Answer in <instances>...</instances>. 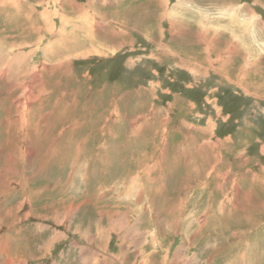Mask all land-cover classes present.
<instances>
[{"label":"rangeland","instance_id":"1","mask_svg":"<svg viewBox=\"0 0 264 264\" xmlns=\"http://www.w3.org/2000/svg\"><path fill=\"white\" fill-rule=\"evenodd\" d=\"M13 1L0 264H264V0Z\"/></svg>","mask_w":264,"mask_h":264},{"label":"bare ground","instance_id":"2","mask_svg":"<svg viewBox=\"0 0 264 264\" xmlns=\"http://www.w3.org/2000/svg\"><path fill=\"white\" fill-rule=\"evenodd\" d=\"M57 1V0H56ZM60 1V0H59ZM58 1V2H59ZM2 2H7V0H0V5L2 4ZM61 2V1H60ZM11 3H12V5H13V8H14V11L16 12V11H19V9L21 8L20 6H18V3H17V1L15 2V1H13V0H11ZM10 3V4H11ZM47 3H49V2H47ZM46 3V4H47ZM71 6H73V8L74 7H77V6H75V2H73V1H70V3H69ZM31 5V4H30ZM50 5V4H49ZM85 5V4H84ZM3 6V4L0 6V8ZM20 7V8H19ZM81 7V6H80ZM31 10H35L34 9V7L31 5ZM43 9V11L42 12H39L38 13V17L40 18V17H42V18H44V23H45V26H48V25H50V32H52V31H54V24L52 23V20H50V18H48V17H53V16H62L61 18H63L64 17V14L62 13L63 11H61L60 9H52V11L51 10H49L48 8H47V6H45V8H42ZM77 9H79L78 7H77ZM31 10H30V12H31ZM85 11V10H84ZM37 12V11H36ZM51 12H53V15H50V13ZM28 13V12H27ZM37 14V13H36ZM44 14L46 15V17L44 16ZM60 14V15H59ZM168 14V13H167ZM96 15V14H95ZM161 15H166V13H164V14H161ZM25 16V15H24ZM35 17V16H34ZM33 18V17H32ZM46 19V20H45ZM64 21H62V23H63ZM65 24H66V22H65ZM64 24V25H65ZM35 25V23H31V26H34ZM96 25V24H95ZM30 26V27H31ZM78 26L75 24L74 26H73V28L74 29H76ZM85 27V26H84ZM95 27V26H94ZM94 27H93V31L91 32V30H90V35L89 36H91L92 38H94V36H95V34H94ZM98 27V26H97ZM87 28H89V27H87ZM47 30H48V28H46ZM91 29V28H90ZM96 29V28H95ZM25 30H27L26 28H24V29H22L21 31H20V33H24V32H22V31H25ZM46 30V31H47ZM98 30V28L96 29V31ZM31 31H33L34 33L35 32H37L38 30L37 29H34V27H33V29L31 30ZM57 32H56V34H55V31L54 32H52V34H54V35H60V36H57V40L55 41L57 44H59V42L58 41H62V40H67V41H70V40H75L76 38V36H77V34H76V32H74L72 29H70V30H68V32L69 33H67V30L65 29V28H63V27H59L58 28V30H56ZM88 31V30H87ZM95 31V32H96ZM19 33V34H20ZM111 34H114V31L112 30L111 31ZM15 35V34H14ZM68 35H70V37L68 36ZM83 35V34H82ZM87 36V35H86ZM85 36V37H86ZM16 37V36H15ZM22 37V36H21ZM41 37H43L42 35H39L38 34V39H39V42L42 40L41 39ZM70 38H73V39H70ZM88 39V38H87ZM23 42V41H22ZM54 42V43H55ZM72 42V41H71ZM74 42V41H73ZM78 42V41H77ZM5 43V42H4ZM55 43V44H56ZM15 44V43H14ZM26 44V43H25ZM65 44V43H64ZM49 45H53V44H49ZM11 46V45H10ZM35 46V45H34ZM62 46V45H61ZM8 47V46H7ZM81 47V46H80ZM14 48V47H13ZM44 48V47H43ZM35 49V48H34ZM72 49V48H71ZM93 48L91 47V49L89 50V48H88V50L87 51H91ZM12 51H13V49H11ZM15 50V49H14ZM95 50V48L92 50V51H94ZM31 51V50H30ZM10 52V51H9ZM85 53V52H84ZM84 53H81V55H83ZM87 53V52H86ZM19 53H17V55H12L13 57L12 58H10L7 62H6V66L9 64V66H8V68H10L11 66H12V64L15 62H17V60L18 59H20V55H18ZM75 55V54H74ZM74 55H72V56H74ZM4 59H6V58H4ZM3 59V60H4ZM14 59V60H13ZM11 65V66H10ZM14 69V68H13ZM18 69V68H17ZM21 74V73H20ZM24 74V73H23ZM30 152H31V150L30 149H27L26 150V153L27 154H30ZM147 174H149L150 173V169L146 172ZM59 220V219H58ZM58 222H60V221H58ZM109 227V230H113V229H120V228H122L124 225L121 223V222H119V223H116V224H112V222L111 223H109V225H108ZM107 230V229H106ZM108 230V231H109ZM236 232L234 231V232H232V234L234 235ZM149 234V233H148ZM109 235V234H108ZM158 235V234H157ZM156 233L155 232H151V234H150V240L152 241V243L153 244H155V243H157V244H160L159 243V241L157 240V238H156ZM50 245V244H49ZM48 246V245H47ZM248 247V246H247ZM121 262V261H120Z\"/></svg>","mask_w":264,"mask_h":264}]
</instances>
